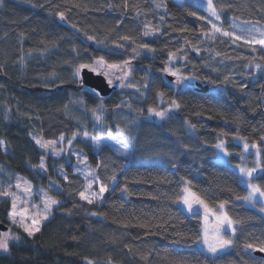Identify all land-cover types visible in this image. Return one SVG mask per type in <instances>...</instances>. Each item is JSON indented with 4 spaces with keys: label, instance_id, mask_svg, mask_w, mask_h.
<instances>
[{
    "label": "trees",
    "instance_id": "1",
    "mask_svg": "<svg viewBox=\"0 0 264 264\" xmlns=\"http://www.w3.org/2000/svg\"><path fill=\"white\" fill-rule=\"evenodd\" d=\"M213 4L224 27L234 20L264 28V0ZM205 15L189 0H1L0 142L7 152L0 150V163L42 186L55 181L60 191H47L60 202L34 237L20 233L0 253V264H264L254 255L264 246V217L237 201L247 190L234 169L244 154L236 137L256 144L261 168L252 182L264 189V53L220 36L204 40ZM145 25L151 36L143 35ZM142 44L152 54L136 58ZM100 55L109 63L131 59L135 87L114 80L103 100L80 91L74 67ZM169 66L195 77L190 86H171L173 77L164 74ZM172 100L180 107L168 118H146L149 107L169 108ZM101 104L103 122L95 125L92 113ZM109 130L123 133L130 157L107 145L94 153L81 140L85 132L103 137ZM74 133L73 147L109 186L99 203L80 199L85 180L64 158L47 155L46 174L34 170L44 152L32 135L58 141ZM220 140L227 162L215 160ZM184 180L208 206L227 202L236 228L228 251L209 256L198 247L200 216L177 206ZM8 212V202H0L1 223Z\"/></svg>",
    "mask_w": 264,
    "mask_h": 264
},
{
    "label": "snow or ice",
    "instance_id": "2",
    "mask_svg": "<svg viewBox=\"0 0 264 264\" xmlns=\"http://www.w3.org/2000/svg\"><path fill=\"white\" fill-rule=\"evenodd\" d=\"M161 7V5H157V8ZM206 10L208 13V17L211 18L209 20V23L211 24V33H206V37L210 35L211 39H216V33H219L221 36L224 37H231L233 42L235 41H242L245 44H253V45H260L261 48H264V29H260L255 26H249L247 35L243 34H237L231 31H226L222 28V26H218L215 21H218L221 19L219 12L217 11V8L213 4V0H207V6ZM194 14V13H190ZM198 19H201L202 17H197ZM60 19L63 20L64 16L61 13ZM146 28H148L147 25H145ZM152 32L151 28H148L147 31L143 33L144 36L150 35ZM89 40H92L93 37L89 36ZM123 40L127 41L129 40V37L125 36L122 37ZM117 48L124 47L123 45L117 44ZM142 48L147 49L148 51H152V49L148 48L147 44H142ZM135 55H140V53H135ZM134 58V57H133ZM175 54L169 53V62L175 60ZM259 68V66H257ZM87 70V72H90L96 76H103L104 81H106L107 85L109 87H112L114 85V80L119 81V84L116 85L120 88H129V87H135V85L131 82V75L134 71L131 59L124 60L122 63H109L105 60V57L103 55H100L96 57L94 60L88 63H80L78 66L74 67L73 71V82L79 84L80 91L84 92L85 94H88L92 97H100L101 100H103L102 96V85L104 81H101L99 84H87L85 82V75L84 70ZM165 72L167 75L175 77L174 86L177 88L181 87H189V83L192 79L195 77H190L182 74L180 71L176 70L174 71L171 66L165 68ZM227 79V77H226ZM173 82H169L171 85ZM147 83L144 85V87H147ZM137 91H139V88H137ZM158 95L161 98V101L163 102V92L158 93ZM119 107V105H117ZM180 105L177 103L176 100H172V103L169 108L164 110H158V107H149L148 113L149 116H155L158 120H165L169 117V113L179 109ZM103 105L101 104L100 107L97 110H94L92 115L96 121L97 124H102L103 122ZM187 123V122H186ZM191 128H195V125H189ZM103 131V129H101ZM123 133L119 132L117 135H113L112 131L109 130L107 132V140L112 142L114 145L117 146L116 148V154L117 155H126L128 144L123 139H119L118 136H122ZM77 134H73L72 139H76ZM35 140L36 145L39 146V148L46 150L45 154H50L52 156L58 157L63 154V148L60 149V151L56 150V145L58 143L62 144L64 137L61 136L59 141L49 140L45 141L42 138H36L33 137ZM84 139L87 141H90L93 145V147L97 150L101 148V141L104 139L100 136H89L87 132L84 133ZM236 139H240L239 137H236ZM262 140H264V136L261 137ZM2 143V142H0ZM68 144H72V140L68 141ZM216 149L219 153L223 154V157H228L230 153L224 146V141L221 140L219 143L215 145ZM251 148L256 149V160L253 167H248L246 164H237L235 167L238 169L239 175L237 179L242 183L245 184L247 187V195L238 197V199H242L248 204H251L253 207L256 206L257 198L259 197L261 200H264V189H262L259 185L256 183H253L254 179V173L257 172L258 169L261 168V159H260V151L256 144H252ZM243 151L244 153H249V144L245 142L243 144ZM72 155H77L76 153H72ZM78 160L81 162H86V157L78 156ZM241 160H244V157L241 156ZM227 162V161H225ZM39 170L42 172L47 171V167L45 165V155L42 154L40 158V163L34 170ZM81 173L84 175L86 181H87V187L79 192V197L81 200H86L89 204L93 203L94 200H99L104 193L109 191V186L102 183L99 178L97 177L95 170L87 169V170H81ZM61 175L63 174V171L61 170ZM64 179L67 180L68 177L65 175ZM93 183L99 184V192L92 190ZM24 187L21 188V182L20 178H17L16 188L23 191L26 194L33 193L35 190L33 189L32 185L28 181H23ZM190 182L185 181V186L182 190L181 194L177 195V199L180 203L184 205V207L187 209V212L192 217H199L200 216V209H203V218L201 220V230L197 234V242L201 244L203 250H206L207 253L212 254L213 256L218 255L219 253L227 250L232 244L233 240L229 238H225L226 233L228 229H231L233 231V234L235 233L234 228V221L228 216V214L224 211L226 201L221 202L218 206L217 210H213L209 208L208 204L206 203L205 199L202 198V196L198 195L196 192L192 191L189 187ZM11 187V185L9 186ZM49 188L53 191H60V186L55 181H50ZM115 190L114 188L112 189ZM123 192H127L128 189L125 187ZM36 194L41 196L43 207L40 208L39 206L35 205H29L30 207L36 208V212L34 215L29 216L28 215V209H24L21 211L17 204V198H19L18 193H12L9 191V189H3L0 191V196L4 197H12V209L13 211L9 213V219L10 222L13 225H16L17 223L20 225V227L23 228L24 232L27 234L29 238H32L35 236L37 232L40 231V224L42 221L47 220L49 218V215L54 210V206H57L59 204V201L52 196H49L47 192H44L42 189L39 190ZM22 203H27L26 200L21 199ZM260 211L264 212V206L261 207ZM20 216V219L17 220V216ZM92 215H96V213H92ZM27 219H31V224L25 223ZM19 237H13L9 231H2L0 232V250L3 252H8L10 247V241L11 240H18ZM247 248H254L252 244H248L246 246ZM261 252H264V246L259 247L258 249Z\"/></svg>",
    "mask_w": 264,
    "mask_h": 264
},
{
    "label": "rangeland",
    "instance_id": "3",
    "mask_svg": "<svg viewBox=\"0 0 264 264\" xmlns=\"http://www.w3.org/2000/svg\"><path fill=\"white\" fill-rule=\"evenodd\" d=\"M175 1H176L177 3H179V4H181V3H183L185 0H175ZM189 1H191L194 5L198 6V7L201 8L202 10L206 11V15H205V17H204V20H205V21L209 24V26H210V31H209V33H208V34H210L211 31H212V29H211V24L209 23V20H210L211 18L208 17V13H207V10H206L207 0H189ZM0 4H1V0H0ZM215 23H216L218 26H222L220 20L215 21ZM249 26H255V27H258V28H260V29H264L262 26H260V25H258V24H256V23H248V22L234 21V20H232V21L230 22V24H229L227 27L222 26V28H223L224 30H226V31H231V32H234V33H237V34L247 35V32H248ZM215 35H216V37L220 36V37H223V38H225V39H228V40H229L233 45H235V46H237V45H239V44H243V45H246V46L248 45L249 47H252L253 49H256V50H260V51H262V52L264 53V48H261L260 45H258V44H256V45H253V44H245V43H243L242 41H235V42H233V40L231 39V37H224V36H221L219 33H216ZM148 36H151V34L148 35ZM204 40L209 41V40H213V39H211V37H210V35H209L208 37L205 36ZM137 52L140 53V55H135V53H137ZM151 54H152V51H148V50L145 49V48H137V49H135V51H134V55H135L136 58L141 57V56H151ZM174 62H175V60H173V61L171 62V64H174ZM172 68H173L174 71H176V69H175L174 67H172ZM164 74H165V76L167 75L166 72H165ZM182 74L188 76L186 73H182ZM172 77H173V76H172ZM170 81L173 82V83L171 84V86L175 87V86H174L175 77H173ZM170 81H169V82H170ZM191 82H192V81H190V82H186V83H189V85H190ZM175 88H176V89H179V88H177V87H175ZM164 109H167V108L158 109V110H164ZM146 118H147V119H152V120H154V121H160V120H158L155 116H149L148 111H147V113H146ZM92 120H93V122L95 123V125H100V124H97V123H96L94 117H92ZM88 135H89V136H92V135H90L89 133H88ZM77 136H78V134H77ZM33 137L41 138V136H40L39 134H34V135H32V138H33ZM72 138H73V136H71V137H69V138H67V139L64 138L62 144L58 143V144L56 145V150H57V151H60L61 148H63V150H64V151H63V154L60 155V156H58V157L52 156V155H50V154H45V151H46V150L41 149V148H40V149L44 152L45 156L50 155V156H52V157H54V158H60V157H62V158H64L65 163H71V164H73L72 166H73L74 172L79 173V174L84 178V180H85L84 187H83V190H84V189L87 187V181H86L84 175L81 173V170H87V169H92V168L89 166V164H88V162H87V159H86V162H81L80 160H78V156L85 157V155H84L81 151H79V150H77V149H75V148L73 147V144H74V140H75V139H72ZM103 138H104V139H102V141H101V145H102V146H104V145L109 146V147L113 150V152L116 154V148H117V146L114 145L112 142H110V141H108V140L106 139V138H107V135H106V136H103ZM118 138H119V139H123L122 137H119V136H118ZM33 140H34V139H33ZM59 140H60V139H59ZM59 140H58V141H59ZM69 140H72V144H71V145L68 144V141H69ZM81 140H82L83 142H85V143H89V144L92 146V148H93V152H94V153H97V152H98V150L95 149V148L93 147V145H92V143H91L90 141H87V140L84 139V134L82 135ZM123 140H124V139H123ZM220 141H221V140H220ZM220 141H218L217 143H219ZM236 141H239V142H240V144L242 145V149H243V144H244L246 141H245L244 139H242V138H240V140L237 139ZM34 142H35V140H34ZM125 142H126V141H125ZM217 143H216V144H217ZM35 144H36V143H35ZM37 146H38V145H37ZM102 146H101V147H102ZM38 147H39V146H38ZM214 149H215V160H217V161H219V162H225V161H227V157H223V154H222V153H219L218 150L216 149V147H214ZM0 150H1L3 153H6V152H7V149H6V147L4 146L3 143H0ZM126 151H127V154H126V155H118V156H122V157H126V158L130 157V154H131V148H130L129 145H128V149H127ZM243 152H244V151H243ZM72 153H76L77 155H72ZM244 154H245V155H244ZM244 154H243V155H240V156H243V157H244V160H243V161L240 159V160L242 161L241 164H246L248 167H253L254 164H255V160H256V151H255L253 148H251V146H249V153H244ZM248 154H252V156L248 157ZM45 165H46V163H45ZM234 169L236 170V172H237L238 175H239L238 169H236L235 166H234ZM92 170H94V169H92ZM258 170H260V169H258ZM258 170H257V172H258ZM36 171H39V170L37 169ZM39 172L42 173V174H46V172H42V171H39ZM57 173H58L61 177H64V175H61V174H60V173H61V169H59V170L57 171ZM255 173H256V172H255ZM255 173H254V174H255ZM63 174H64V173H63ZM18 177L20 178L21 188L24 187L23 181H28V182L32 185V187H33V189H34L35 191H34L33 193L26 194V193H24L23 191L17 189L15 185H16V183H17V178H18ZM49 184H50V181L47 182V186H42V185H40V184L33 183V182L30 181L28 178H26V177H24V176H21V175L15 173V172H13V171H12L7 165H4V164L0 163V191H2L3 189H9V191H11L12 193H18V194H19V198H17V204H18V207H19V209H20L21 211H23L24 209L27 208V209L29 210V211H28V215H29V216L34 215L35 212H36V208H34V207H30L29 205L39 206L40 208L43 207L41 196L38 195V194H36L39 190L42 189L44 192H47L49 196H52V195L47 191V187H49ZM10 185H11V187H9ZM184 186H185V180L183 181V185H182L181 193H182V190H183ZM243 186H244V187L246 188V190H247L246 185L243 184ZM92 190H93V191H96V192H99V184L93 183V185H92ZM246 195H247V193H246ZM52 197H53V196H52ZM53 198H55V197H53ZM21 199L26 200L27 203H22V202H21ZM55 199H57V198H55ZM57 200H58V199H57ZM100 200H101V198H100L99 200H94V201L97 202V203H99ZM3 201H7L8 204H9V212H8V216H7L6 220H5V223H1V222H0V224H4V225L7 227V229H6V230H3V231H9L10 234H11L13 237H19V239H20V233L25 234V235H27V234L24 232L23 228L20 227V225H19L18 223H17L16 225H13V224L10 222V219H9V213L13 211V209H12V197H4V196H0V202H3ZM58 201L60 202V200H58ZM237 201L240 202V203H242L243 205H245V206H247V207L253 208L254 210H256L257 212H259V213L264 217V212L260 211L261 207L264 206V200H261L259 197L257 198V202H256V206H255V207H253L251 204H248L247 202H245V201L242 200V199H237ZM177 206L182 210V212H184L186 215L190 216V215L188 214V212H187V209L184 207V205H183L182 203L179 202V200H177ZM218 206H219V204L216 205V206H214V207L209 206V208H211V209H213V210L215 211V210L218 209ZM54 207H55V206H54ZM224 211H225V209H224ZM49 216H50V215H49ZM202 218H203V209L201 208V209H200V218H199L200 223H201ZM19 219H20V216L18 215V216H17V220H19ZM44 221H45V220H44ZM44 221H42V222H44ZM42 222H41V223H42ZM25 223H27V224L30 225V224H31V219H27V220L25 221ZM8 227H9V228H8ZM234 228H235V224H234ZM200 230H201V227H200ZM235 231H236V228H235ZM0 232H2V230H0ZM234 235H235V233L233 234V231H232L231 229H228L225 238H229V237H230V238L233 240ZM19 239H18V240H11L9 243H10V244H12V243H16V242L19 241ZM197 245H198V247H199L203 252H205L207 255H209V256H213L212 254L207 253L206 250H203L201 244H199L198 242H197ZM230 247H231V246H230ZM230 247H229L227 250H225V251H223V252H221V253H219V254H222V253L228 251V250L230 249ZM0 253H7V252H3L2 250H0ZM219 254H218V255H219Z\"/></svg>",
    "mask_w": 264,
    "mask_h": 264
},
{
    "label": "water",
    "instance_id": "4",
    "mask_svg": "<svg viewBox=\"0 0 264 264\" xmlns=\"http://www.w3.org/2000/svg\"><path fill=\"white\" fill-rule=\"evenodd\" d=\"M84 75H85V82L87 84H99L101 81H104V77L103 76H96L90 72H87V70H84ZM169 80H171V78H168ZM196 88L200 89L201 91H206L207 87L206 86H202L200 84H197ZM115 89L114 86L109 87L106 83V81H104L103 85H102V96H108L113 90ZM7 227L4 224H0V230H6ZM254 255L260 256L264 259V252L261 251H255Z\"/></svg>",
    "mask_w": 264,
    "mask_h": 264
},
{
    "label": "flooded vegetation",
    "instance_id": "5",
    "mask_svg": "<svg viewBox=\"0 0 264 264\" xmlns=\"http://www.w3.org/2000/svg\"><path fill=\"white\" fill-rule=\"evenodd\" d=\"M9 228V227H8Z\"/></svg>",
    "mask_w": 264,
    "mask_h": 264
}]
</instances>
